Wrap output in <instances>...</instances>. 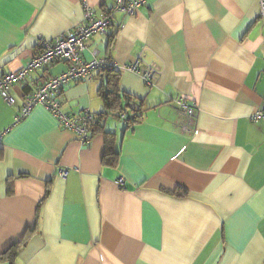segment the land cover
Masks as SVG:
<instances>
[{
    "label": "crops",
    "instance_id": "0c3cea01",
    "mask_svg": "<svg viewBox=\"0 0 264 264\" xmlns=\"http://www.w3.org/2000/svg\"><path fill=\"white\" fill-rule=\"evenodd\" d=\"M85 2L100 15L116 0H0V77L80 24ZM95 55L157 72L148 85L119 71L111 108L105 73L64 86L66 114L101 118L89 145L42 106L14 125L20 100L67 63L14 85L17 105L0 92V134L11 128L0 142V264H264L258 0H147L87 41L83 59ZM179 98L197 109L191 124Z\"/></svg>",
    "mask_w": 264,
    "mask_h": 264
},
{
    "label": "built area",
    "instance_id": "2783aa9c",
    "mask_svg": "<svg viewBox=\"0 0 264 264\" xmlns=\"http://www.w3.org/2000/svg\"><path fill=\"white\" fill-rule=\"evenodd\" d=\"M147 0H116L115 5L107 12L100 15L91 8L87 2L84 3L83 18L80 24L68 31L66 34L52 41L44 43L42 50L22 69L10 72L0 77V92L3 99L9 105H17V99L11 95V88L27 80L28 76L38 70L49 68L58 63L65 62L68 68L62 74L49 78L45 83L38 85L28 93L21 101V107L15 118V124L27 118L37 106L44 107L58 122L63 129L72 131L83 145H89L93 133L94 124L98 122L96 115L85 111L78 116H70L62 109L60 94L64 86L70 83L85 82L89 80L93 72L114 70L116 72L126 70L139 75L148 85L152 84L156 76L157 68L151 65L142 67L140 60L126 65L119 64L107 57L94 56L91 60L83 59L86 43L95 35H107L113 25L117 14L133 16L135 12L146 4ZM260 6V19L264 24V0H258ZM177 110L186 118L188 124L195 119L197 109L184 98L175 101ZM127 121L126 115L121 116ZM251 121L258 123L264 121V103L252 116ZM11 128L0 134V142L3 136L8 134ZM68 171H61L63 178L67 177ZM125 181L120 179L118 185L124 187Z\"/></svg>",
    "mask_w": 264,
    "mask_h": 264
},
{
    "label": "trees",
    "instance_id": "16d2710c",
    "mask_svg": "<svg viewBox=\"0 0 264 264\" xmlns=\"http://www.w3.org/2000/svg\"><path fill=\"white\" fill-rule=\"evenodd\" d=\"M101 73H105V75H107V77H108V82L107 83H104L103 86L106 88L107 85L109 84V89L103 90L101 92V97H102V99L104 101L105 106L107 108H111L113 106V104H114L115 92L117 91L118 72H116L114 70H106V71H103ZM100 121H101V118H98V122H100ZM125 123L126 124L130 123V120L127 119V121ZM23 246H25V243H23V244L22 243L17 244L16 246H14V249L12 250V253H14V255H17V253L19 252V250Z\"/></svg>",
    "mask_w": 264,
    "mask_h": 264
}]
</instances>
